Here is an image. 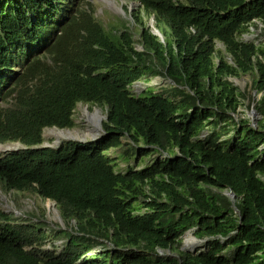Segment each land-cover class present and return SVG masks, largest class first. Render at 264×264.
Listing matches in <instances>:
<instances>
[{
  "label": "trees",
  "instance_id": "obj_1",
  "mask_svg": "<svg viewBox=\"0 0 264 264\" xmlns=\"http://www.w3.org/2000/svg\"><path fill=\"white\" fill-rule=\"evenodd\" d=\"M138 1L163 41L103 24L87 0H0V142L23 146L0 153V188L56 202L66 226L46 250L43 212L0 207V264H264V44L238 39L254 20L264 33V0ZM154 74L168 95L131 91ZM244 74L252 93L231 80ZM244 99L256 124L236 120ZM79 102L105 109L103 135L44 146ZM124 136L158 157L116 172L107 151ZM189 230L206 249L180 247Z\"/></svg>",
  "mask_w": 264,
  "mask_h": 264
},
{
  "label": "rangeland",
  "instance_id": "obj_2",
  "mask_svg": "<svg viewBox=\"0 0 264 264\" xmlns=\"http://www.w3.org/2000/svg\"><path fill=\"white\" fill-rule=\"evenodd\" d=\"M92 4V10L95 13L102 23L109 26H119L120 28L127 27L133 33L135 38H138L139 32L144 28H150L152 31L155 30L153 27V17H144L143 21L136 20L135 15L136 10L135 7H131V3L128 0H87ZM115 2V5L109 3ZM121 6H123V10H121ZM124 7H128L126 11ZM121 8V9H120ZM258 26H251L248 32L242 33L238 36L240 41L244 42H254L257 45L264 44V33L261 31V23L257 22ZM108 28V27H107ZM154 32V31H153ZM221 46V44H218ZM136 48L138 50H142V45L136 43ZM222 48V46H221ZM228 56V55H227ZM229 57V56H228ZM264 60V56H262ZM231 80L240 86L242 90H249L252 93V76L250 74H244L240 77H231ZM171 85V81L164 75L154 74L143 77L138 81L134 82L130 87L131 91L138 95L142 91L146 90L149 87H152L155 93H163L164 95H168V92L163 91L164 88H169ZM254 94V93H253ZM260 93L258 94V96ZM248 100L244 99V102L238 107V115H236V120L239 122L241 118H248L251 123L257 121V116L252 114V105L248 106ZM96 110H100L104 118H106L105 109H102L99 106L91 105L90 103L80 102L77 104L74 112V126L71 128L58 129L54 127H46L43 132V145L44 146H53L58 147L63 141L69 140L65 135H61L60 132L63 131L65 134L67 132L77 133V137L75 139L83 140L85 142L97 140L104 133V130L101 128L100 132L97 133V136L92 133V127L94 125L90 122L89 116L94 113ZM102 120V122H103ZM80 136V137H79ZM128 137H122L123 144L116 148H110L107 151L108 156L112 159V164L115 168V171L118 173H126L128 169L133 168L135 170H142L150 166L155 159L158 157L157 153L151 152L145 156H139L137 153H134V150L129 146ZM20 147L19 142H10V143H0V153L16 150ZM18 203H16L15 195L6 190H2L0 188V207L4 209L8 213H14L16 216L21 217H32L34 221L37 220V217H40L41 213H44L43 221L45 228H48L50 237L43 244L42 248L48 250L52 249L56 252H61L65 239L61 237L60 233L54 232V230L59 228H66L65 223L62 217L59 215V210L57 205L54 204V201L43 200L36 195H19L17 198ZM145 210L142 209L138 211L137 214L143 213ZM60 217V218H59ZM52 230V231H51ZM188 234V233H187ZM182 238V242L180 247L184 250L185 247V236ZM190 234V233H189ZM191 235V234H190ZM192 236V235H191ZM207 238L199 239L198 245L195 248L203 250L206 249ZM107 243V242H106ZM107 246H111L107 243ZM199 246V247H198ZM54 248V249H53ZM101 250V246H96L92 251L89 252V255L97 253ZM224 253L231 255V248H227Z\"/></svg>",
  "mask_w": 264,
  "mask_h": 264
},
{
  "label": "bare ground",
  "instance_id": "obj_3",
  "mask_svg": "<svg viewBox=\"0 0 264 264\" xmlns=\"http://www.w3.org/2000/svg\"><path fill=\"white\" fill-rule=\"evenodd\" d=\"M109 3L116 6L115 2L109 1ZM103 118H104V115L100 110H96L94 113H92L89 116L90 122L94 125V127H92L91 132L95 133L94 135H96V136H97V133L100 132L99 130L101 128V123H102ZM60 134L65 135L67 138H69V137H75L76 138L77 137V133H73V132H69V131L67 132V134H65V132L61 131ZM198 243H200V242L195 240L194 237L191 236L189 233L185 236V247L186 248L195 249L197 247Z\"/></svg>",
  "mask_w": 264,
  "mask_h": 264
},
{
  "label": "clouds",
  "instance_id": "obj_4",
  "mask_svg": "<svg viewBox=\"0 0 264 264\" xmlns=\"http://www.w3.org/2000/svg\"><path fill=\"white\" fill-rule=\"evenodd\" d=\"M128 1L131 3V7H132V5H133V6H136V7H135L136 12L138 11L139 8H141V3H140L138 0H128ZM121 8H122V9H121ZM121 8H120V9L123 10V7H122V6H121ZM124 9H125V10H126V9L128 10V7H127V8L124 7ZM127 10H126V11H127ZM96 17H97V16H96ZM97 18H98V17H97ZM98 19H99V18H98ZM99 21L102 22L100 19H99ZM254 21L259 22V21H257V20H254ZM154 22H155V21H153V25H152L151 27H153L155 30H153L154 32H153L151 29H150V30H151L155 35H157V34L155 33V31H156V29H158V28L155 27ZM259 23H260V22H259ZM103 24H104V23H103ZM108 26H109V25H108ZM261 26H262V24H261ZM109 27H110V26H109ZM117 27H120V25L117 26ZM122 28H123V27H122ZM125 28H127V27H125ZM125 28H123L122 30H124ZM120 29H121V28H120ZM158 30H159V29H158ZM159 31H160V30H159ZM160 32H161V31H160ZM161 33H162V32H161ZM162 34H163V33H162ZM157 36H158V35H157ZM158 37H159V36H158ZM159 38H160V37H159ZM160 39H161V38H160ZM163 40H164V36H163V38L161 39V41H163ZM218 44H221V43L217 42V47H221V46H222V44H221V46H219ZM261 58H262V57H261ZM254 93H255V92H254ZM261 94H262V93L260 92V95H261ZM260 95H259V96H260ZM79 103H80V102H79ZM253 109H254V108L252 107V110H253ZM105 113H106V112H105ZM258 117H259V115L257 116V119H258ZM106 118H107V114H106ZM106 118H105V119H106ZM105 119H104V120H105ZM54 128H57V127H54ZM58 129H60V128H58ZM43 132H44V131H43ZM69 138L72 139V140L80 141V140H78V139H75V137H69ZM70 139H69V140H70ZM12 142H17V141H12ZM81 142H85V141L82 140ZM0 143H1V142H0ZM7 143H10V142H7ZM19 143H20V142H19ZM48 146H50V145H48ZM22 147H23V146H22V144L20 143V147H18V149H19V148H22ZM51 147H53V146H51ZM6 152H7V151H6ZM163 156H165V155H163ZM50 201H51V200H50ZM54 204H56V202H54ZM59 215H60V213H59ZM60 216H61V215H60ZM59 218H60V217H59ZM185 234H186V233H185ZM192 236H195L194 233H192ZM183 237H184V235L182 236V238H183ZM195 237H196V236H195ZM196 238H197V237H196ZM197 240H198V238H197ZM51 250H52V249H51ZM186 250H187V249H186ZM195 250H196V249H195ZM195 250H194V251H195ZM160 253L163 254L162 251H161Z\"/></svg>",
  "mask_w": 264,
  "mask_h": 264
},
{
  "label": "water",
  "instance_id": "obj_5",
  "mask_svg": "<svg viewBox=\"0 0 264 264\" xmlns=\"http://www.w3.org/2000/svg\"><path fill=\"white\" fill-rule=\"evenodd\" d=\"M155 33H156L161 39L163 38V34H162L158 29H156ZM252 114L258 116V113H257L256 110H254V109L252 110ZM254 124H256V122H254ZM80 141H82V140H80ZM227 194L230 195L231 198H235L234 193H232V192L229 191V192H227ZM187 233H190V234L192 235L193 231H192V230H189V231L186 232V234H187ZM193 237H194L195 240H197V238H196L195 236H193ZM194 250H195V249H189V248H187V251H194Z\"/></svg>",
  "mask_w": 264,
  "mask_h": 264
}]
</instances>
